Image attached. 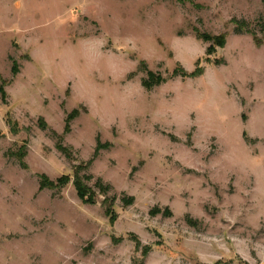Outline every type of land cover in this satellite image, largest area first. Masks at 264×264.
Masks as SVG:
<instances>
[{"label":"rangeland","instance_id":"374dc122","mask_svg":"<svg viewBox=\"0 0 264 264\" xmlns=\"http://www.w3.org/2000/svg\"><path fill=\"white\" fill-rule=\"evenodd\" d=\"M263 26L264 0H0V264H264Z\"/></svg>","mask_w":264,"mask_h":264},{"label":"trees","instance_id":"16d2710c","mask_svg":"<svg viewBox=\"0 0 264 264\" xmlns=\"http://www.w3.org/2000/svg\"><path fill=\"white\" fill-rule=\"evenodd\" d=\"M233 23L236 25V27H235V33L236 34H242V33H244V31L247 32V33H253L251 30H248V28H246V30H245V27H246L245 26L246 25L245 21L243 22V21L233 20ZM262 33H263V39H264V26L262 28ZM198 37H199V39H201L205 43H211V45L209 46V48L206 51L208 54L214 53L217 47L223 48L226 45V38L224 36H222V37H220V36L212 37V36H208V35H200V34H198ZM255 39L257 41V45H258V43L260 44L259 39H257L256 37H255ZM180 69H182L183 72H182V74H179V76H182V77L198 76V75L201 74L200 70L195 71V72H193L191 74H188L183 68H180ZM15 74H16V72H15ZM163 82H164V79L161 78V76H159V79L154 84H149L148 82L144 81L143 85L147 89H151L153 86L160 85ZM0 93L2 95V98L4 99L6 97V94H5V91H4L3 87H0ZM77 116H78V112L77 111H74V112L70 113L67 116L66 126H65V133H69V131H70V123ZM9 125L12 127L13 130H14V128L18 127V123L16 121H12L11 119H9ZM40 128L43 129V130H47V128H48L47 127V123L44 121V119H40ZM52 135L57 139V149L62 154H64L66 157H72L71 156L72 154H71L70 150L66 146H64L62 144V140H63L62 136H60L59 134H57L54 131H52ZM26 156H27V145L24 144L22 147L19 148V150L16 153V158L18 159L19 165H21L22 168H26L27 167L25 162H24V159L26 158ZM74 169H75L74 185H75L80 197H84L85 193H86V188L82 184V181L80 179L79 174L82 171H86L88 168H87V166L77 165V166H75ZM88 179L91 180L92 177L88 176ZM68 183H69V180H67L65 178H62L56 184H54L53 182H49V180L47 179L46 176H43L40 187H41V189H46V188L54 189V188H58V187L62 188V187H65ZM106 213H107V215H109L110 211L107 210Z\"/></svg>","mask_w":264,"mask_h":264}]
</instances>
